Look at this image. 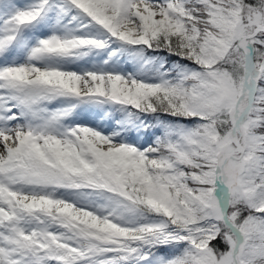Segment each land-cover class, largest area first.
<instances>
[{"label":"snow or ice","instance_id":"snow-or-ice-1","mask_svg":"<svg viewBox=\"0 0 264 264\" xmlns=\"http://www.w3.org/2000/svg\"><path fill=\"white\" fill-rule=\"evenodd\" d=\"M0 264H264V0H0Z\"/></svg>","mask_w":264,"mask_h":264}]
</instances>
